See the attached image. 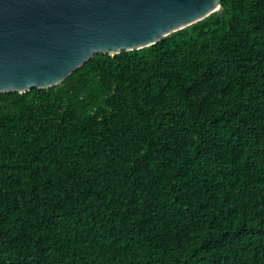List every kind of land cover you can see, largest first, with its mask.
I'll return each instance as SVG.
<instances>
[{
	"label": "trees",
	"instance_id": "16d2710c",
	"mask_svg": "<svg viewBox=\"0 0 264 264\" xmlns=\"http://www.w3.org/2000/svg\"><path fill=\"white\" fill-rule=\"evenodd\" d=\"M221 4L0 92V264H264V0Z\"/></svg>",
	"mask_w": 264,
	"mask_h": 264
},
{
	"label": "water",
	"instance_id": "95a60500",
	"mask_svg": "<svg viewBox=\"0 0 264 264\" xmlns=\"http://www.w3.org/2000/svg\"><path fill=\"white\" fill-rule=\"evenodd\" d=\"M221 0H0V92L59 84L96 53L150 46Z\"/></svg>",
	"mask_w": 264,
	"mask_h": 264
}]
</instances>
